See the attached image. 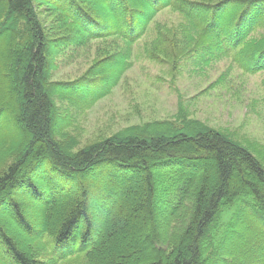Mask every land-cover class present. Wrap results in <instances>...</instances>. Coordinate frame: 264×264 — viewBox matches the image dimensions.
<instances>
[{"label": "trees", "instance_id": "obj_1", "mask_svg": "<svg viewBox=\"0 0 264 264\" xmlns=\"http://www.w3.org/2000/svg\"><path fill=\"white\" fill-rule=\"evenodd\" d=\"M39 10L53 17L55 35ZM166 13L180 18L176 27L156 21ZM53 37L105 48L84 76L54 82ZM141 40L139 58L171 75L189 56L195 68L231 59L264 72V0H0V118H10L0 125V264H264V226L233 227L247 215L264 219L257 144L182 107L174 120L76 151L59 140L71 125L64 107L81 112L108 95ZM43 166L56 180L43 176L48 195L32 176ZM19 190L42 203L41 226L15 199Z\"/></svg>", "mask_w": 264, "mask_h": 264}, {"label": "rangeland", "instance_id": "obj_2", "mask_svg": "<svg viewBox=\"0 0 264 264\" xmlns=\"http://www.w3.org/2000/svg\"><path fill=\"white\" fill-rule=\"evenodd\" d=\"M39 11L44 15L42 10ZM52 18L44 15L42 19L51 36L55 35L50 31ZM156 21L176 27L180 18L176 13H166ZM52 40L56 42L52 61L56 69L52 71L50 79L54 82L69 83L81 78L100 58L105 48L101 41L73 48L64 47L62 40L55 41L54 37ZM107 42L120 44V41L113 39ZM142 45L143 40L132 47V65L108 95L81 112L71 105L68 109L64 107L62 112L70 117L71 125L64 129L66 138H59L60 141L76 151L133 126L174 120L179 114V107H182L187 109L189 119L229 134L244 145L257 144L261 150L258 151L264 152V72L246 73L231 59L215 60L209 66L195 68L194 57L189 56L182 59L179 69L171 75L167 64L139 58ZM9 120L0 118V125ZM36 171L32 176L42 183L44 190L41 191L48 195L49 187L42 181L43 176L51 185L56 180L48 168L38 167ZM19 191L24 195L16 196L15 199L21 203L26 216L41 226V214L44 211L42 203L31 199L24 190ZM241 221L264 226V219L247 215L237 220L233 227L239 230ZM8 225L16 236L23 230L14 219L8 221Z\"/></svg>", "mask_w": 264, "mask_h": 264}]
</instances>
